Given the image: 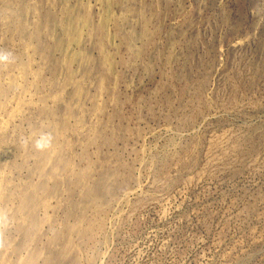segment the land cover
<instances>
[{"label": "rangeland", "instance_id": "374dc122", "mask_svg": "<svg viewBox=\"0 0 264 264\" xmlns=\"http://www.w3.org/2000/svg\"><path fill=\"white\" fill-rule=\"evenodd\" d=\"M0 53V264H264V0H0Z\"/></svg>", "mask_w": 264, "mask_h": 264}, {"label": "bare ground", "instance_id": "6f19581e", "mask_svg": "<svg viewBox=\"0 0 264 264\" xmlns=\"http://www.w3.org/2000/svg\"><path fill=\"white\" fill-rule=\"evenodd\" d=\"M86 20H87V18L85 17V19H83V22L85 23ZM20 69H21L20 71H21L22 74L27 72V66L26 65H22ZM65 128H66L65 122H60V121L58 123L57 122H51V124L49 126V133L52 136L53 149H52L51 153L54 154V155L49 153V151H47V149L40 152V155L45 160H47V163H48V169H46L43 173H44V176L49 179V181H51L52 179L59 180V176L58 175L60 174L61 167L68 164V160H67V157H66L63 149H61L56 144L59 136L62 135L63 132L65 131ZM59 149H61V152L59 151ZM37 190H38V188H37ZM91 197H92V192H88L87 193V197H86L87 198V202L91 199ZM21 208H22L23 211L27 210L26 209L27 206H25V202L22 204ZM32 225H33L32 231H35L36 230V223L33 222Z\"/></svg>", "mask_w": 264, "mask_h": 264}, {"label": "clouds", "instance_id": "9594fccd", "mask_svg": "<svg viewBox=\"0 0 264 264\" xmlns=\"http://www.w3.org/2000/svg\"><path fill=\"white\" fill-rule=\"evenodd\" d=\"M9 54L0 53V65H4L9 63ZM52 144V136L50 133H41L34 141V148L37 151H44L51 147ZM4 216L0 213V220H3Z\"/></svg>", "mask_w": 264, "mask_h": 264}]
</instances>
